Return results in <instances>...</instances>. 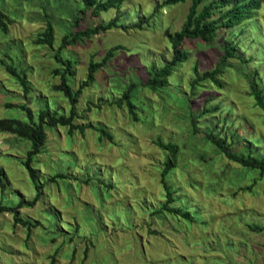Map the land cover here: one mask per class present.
<instances>
[{"label": "rangeland", "instance_id": "rangeland-1", "mask_svg": "<svg viewBox=\"0 0 264 264\" xmlns=\"http://www.w3.org/2000/svg\"><path fill=\"white\" fill-rule=\"evenodd\" d=\"M162 2L121 0L118 8L93 15L80 12L79 0H0V118L23 114L17 104L69 114L54 87L60 78L53 69L63 67L54 55L63 39L70 41L59 55L73 62V89L85 79L90 59L100 61L108 48L122 46L78 97L72 122L84 131L45 126L43 148L32 160L42 185L33 205L27 202L35 189L20 161L30 145L0 131V204L16 206V215L33 223L27 227L10 211L0 212V264H264V174L228 159L204 136L212 130L240 153L250 147L264 154V112L250 94L255 81L264 95V0L250 18L217 29L211 43L183 41L188 57L164 86L153 87L144 84L142 68L171 58L167 34L181 28L191 0ZM114 17L140 26L78 34ZM47 22L51 46L37 39ZM224 40L245 61L229 57L230 65L216 75L219 84L198 79L191 86L216 66ZM8 61L24 73L27 91L7 71ZM131 82L134 115L120 99ZM157 139L179 147L178 168L168 181L188 205L189 219L151 212L165 201L160 170L166 151ZM56 172L67 177L48 181ZM107 184L110 195L101 198Z\"/></svg>", "mask_w": 264, "mask_h": 264}, {"label": "trees", "instance_id": "trees-1", "mask_svg": "<svg viewBox=\"0 0 264 264\" xmlns=\"http://www.w3.org/2000/svg\"><path fill=\"white\" fill-rule=\"evenodd\" d=\"M82 2L83 8L80 10L81 13L85 9H91L93 15H97L98 12L107 10L110 7L118 8V4L121 0H79ZM183 0H163L162 5H169L181 2ZM258 6V0H191V3L188 7L187 14L181 25V28L177 31H174L172 34H167L171 48L173 50L172 56L168 61H163V64L160 67H157L154 63H151L149 67L142 68L145 74L148 75L147 80H144V84L159 87L164 86L167 83V78L173 74V71L177 65L183 62L187 57L186 51L181 47L183 41L188 40H202L206 43H211L217 29L220 27H231L237 25L251 16V9H254ZM221 7H228L225 10H222ZM215 8H219L218 16L214 17L216 14ZM221 8V9H220ZM2 15V14H1ZM76 20L80 19L75 18ZM0 25L2 28H5V24L0 20ZM140 26V23H133L130 25L118 24L117 17H114L112 20L103 24H96L95 26H86L84 29L79 31L78 34L81 36H90L99 31H103L114 26H120L122 28H134ZM67 37H72L71 41H78L77 36L74 33H69ZM53 38V29L50 22H47L44 30L39 34L38 41L41 43H46L47 45H52ZM69 39V38H68ZM67 39H63V45L66 44ZM61 45L59 50L54 55L55 59L63 66L53 69V73L59 75L60 83L57 84L55 90L59 91L60 94L68 101L69 104V114H63L58 109L42 106L36 111H32L25 104H17L15 108L19 111H22L23 114L12 115L8 117L0 118V131L14 134L19 139L29 143L30 147L25 153V157L21 159V164L25 168L30 181L33 184L35 189V196L33 200L28 201L27 205H33L34 201L38 200L41 197V188L42 185L39 184L37 179V173L35 168L32 166V160L35 155L40 153L44 141L46 138L45 126H68L69 132L77 128L79 132H83L85 125L79 124L74 125L72 120L76 117L75 105L77 103L78 97L81 94L83 88L90 83L95 81L96 72L99 68L103 67L109 59L114 56V53L117 49H120L121 45H115L107 49L103 58L100 61L89 60L87 66L86 77L81 81L76 89L72 88L70 83V77L73 75V62L69 57L60 58L59 51L63 47ZM222 51L220 54V59L218 63L212 70H207L202 72V75L197 76L198 72L196 69V64L193 67L196 78L193 79L190 84L191 86L198 83V79H209L213 83L219 84V81L216 79V75L223 71V65H230L227 61L229 57H239L240 60L245 61L239 55L235 54L237 50L236 45H233L232 42L228 40L223 41L221 47ZM7 71L18 80L22 88L27 91V81L25 80V75L22 71H17L18 66L14 65L11 62L4 63ZM135 87V83L131 82L126 88H122L120 93V99L124 100L126 106L128 107L130 113L134 115V109L136 104L132 100V89ZM250 94L255 99V102L260 106L264 112V95L261 92V89L258 87L257 83L254 81V84L251 87ZM192 102V101H191ZM189 101V103H191ZM188 103V105H189ZM7 105V104H6ZM12 107V105H11ZM194 121V119L192 118ZM194 124V122H193ZM97 130L108 137H111L103 128H97ZM204 136L207 141L210 142L214 147H216L225 157L228 159L240 164L242 167L250 169L259 174H264V154H255L251 152V148L248 147V152H238L234 147L232 148L233 141L227 142L225 137H220L217 133L210 130L205 132ZM156 143L163 148L165 153L164 161L162 162L161 168V183L164 190L165 201L160 203L157 207H150L151 212L158 217H163L168 214L173 216L179 215L185 219L191 217V212L189 207L185 205V200L180 195H174L178 192V189L172 186L168 181V176L171 172L178 168L179 160V147L173 142H164L161 139H157ZM247 145L249 142H246ZM245 145V144H244ZM245 145V146H247ZM67 175L63 172H56L52 176L47 178L48 181H55L56 178H66ZM97 184L101 183L98 179L93 180ZM69 185V184H66ZM0 187L4 188V183L1 178L0 171ZM108 187L101 194V198L104 196H109ZM100 198V199H101ZM177 201V204H172ZM24 204L23 200H19L15 205L20 207ZM10 211L14 215V220L20 222L27 227L33 225L29 220H23L18 217L17 207L10 205H1L0 212ZM53 264V263H52Z\"/></svg>", "mask_w": 264, "mask_h": 264}]
</instances>
